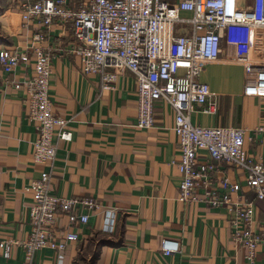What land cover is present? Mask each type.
<instances>
[{
    "label": "crops",
    "instance_id": "obj_1",
    "mask_svg": "<svg viewBox=\"0 0 264 264\" xmlns=\"http://www.w3.org/2000/svg\"><path fill=\"white\" fill-rule=\"evenodd\" d=\"M18 1L6 0L5 7L0 5V44L40 46L41 42L32 38L41 27L23 23ZM253 2L242 0L243 5ZM47 33L43 45L49 47L53 62L50 95L56 112L71 126L73 139H56L53 168L36 163L33 144L37 131L25 112L26 90L6 83L0 67V240L28 238L34 196L29 188L43 171L52 169L48 191L92 198L98 207L89 210V223L71 229L79 232L78 241L67 243L60 253L50 248L37 251L33 258L36 264H264V243L256 260L250 262L246 250L233 241L226 206L215 208L206 202L179 199L180 152L173 108L158 102L155 125L137 129L134 74L106 70L118 73L115 88L106 89L103 73L86 72L81 58L72 51L75 41L70 23L52 25ZM31 52L35 53L33 49ZM25 76L18 70L10 79L23 81ZM200 79L210 86L217 105L211 113L203 111L206 106H197L193 123L245 128L249 155L264 160V134L255 133L258 125H264V27L227 28L220 57L204 64ZM221 169L223 172L216 175L218 181L225 174L243 186L244 198L254 199L246 186L244 169L230 164ZM255 203L256 230L264 234V201ZM109 211L117 214L114 232L104 230ZM164 238L179 239L181 252L163 254ZM25 261L22 247L9 260L0 250V264Z\"/></svg>",
    "mask_w": 264,
    "mask_h": 264
},
{
    "label": "built area",
    "instance_id": "obj_2",
    "mask_svg": "<svg viewBox=\"0 0 264 264\" xmlns=\"http://www.w3.org/2000/svg\"><path fill=\"white\" fill-rule=\"evenodd\" d=\"M18 7L23 23L40 25L41 31L32 39L41 45L23 48L0 44V67L6 83L26 90L25 112L37 131L33 144L35 162L53 168L58 151L56 139H73L68 121L54 109L50 95L52 54L43 45L52 25L70 23L75 41L72 51L81 58L86 72L103 73L104 88L116 86L118 73L106 71L110 68L134 74L137 129L155 125L158 102L173 108L180 152L179 199L206 202L215 208L226 206L232 239L246 250L247 260L254 262L264 243V234L256 230L255 203L264 201V160L249 155L245 128L202 126L193 123L192 113L197 106H206V113L216 111L210 86L200 79L204 64L220 57L227 28L264 27V0H254L251 5H243L242 0H19ZM184 12L192 15L185 16ZM186 29L190 31L186 33ZM18 70L26 73L25 79L11 80L10 76ZM255 133L264 134V125H258ZM224 164L245 170L246 186L254 193V199L244 198L243 186L225 174L217 180ZM51 171H43L29 188L34 196L28 238L0 240L5 259H11L19 247L26 252L23 264H36V252L44 248L62 252L67 243L80 239L79 232L71 229L89 223V210L98 207L92 198L66 197L48 191ZM116 224V212L109 211L104 230L114 232ZM161 250L165 255L179 253L181 241L164 238ZM58 260L61 263L62 258Z\"/></svg>",
    "mask_w": 264,
    "mask_h": 264
},
{
    "label": "rangeland",
    "instance_id": "obj_3",
    "mask_svg": "<svg viewBox=\"0 0 264 264\" xmlns=\"http://www.w3.org/2000/svg\"><path fill=\"white\" fill-rule=\"evenodd\" d=\"M7 2H9V0H7ZM0 5H2L3 7H5L6 6V0H0Z\"/></svg>",
    "mask_w": 264,
    "mask_h": 264
}]
</instances>
